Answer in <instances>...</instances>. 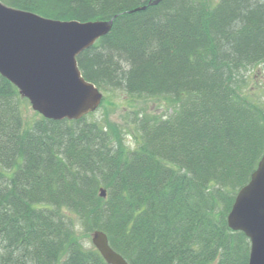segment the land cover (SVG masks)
I'll return each mask as SVG.
<instances>
[{
  "label": "trees",
  "instance_id": "16d2710c",
  "mask_svg": "<svg viewBox=\"0 0 264 264\" xmlns=\"http://www.w3.org/2000/svg\"><path fill=\"white\" fill-rule=\"evenodd\" d=\"M0 1L61 21L117 16L78 56L82 75L168 107L133 111L131 149L95 113L26 118L0 75V264H107L80 235L96 230L129 264H248L228 215L264 154V96L246 94L264 93L249 85L264 78V0Z\"/></svg>",
  "mask_w": 264,
  "mask_h": 264
},
{
  "label": "water",
  "instance_id": "95a60500",
  "mask_svg": "<svg viewBox=\"0 0 264 264\" xmlns=\"http://www.w3.org/2000/svg\"><path fill=\"white\" fill-rule=\"evenodd\" d=\"M162 0L149 2L156 6ZM141 6L130 13L143 11ZM61 21L20 10L0 1V75L12 83L32 109L53 121L81 120L96 112L103 92L87 81L77 58L108 35L114 20ZM100 196L107 197L101 188ZM233 231L251 244L248 264H264V154L228 215ZM92 243L107 264H129L109 244L106 233L92 234Z\"/></svg>",
  "mask_w": 264,
  "mask_h": 264
},
{
  "label": "rangeland",
  "instance_id": "374dc122",
  "mask_svg": "<svg viewBox=\"0 0 264 264\" xmlns=\"http://www.w3.org/2000/svg\"><path fill=\"white\" fill-rule=\"evenodd\" d=\"M213 5L217 3L218 0H208ZM255 72H257L255 70ZM250 81L252 80L253 73L250 75ZM258 76H260L258 78ZM257 78L252 80L249 84L253 87H262L264 85V78L258 74ZM246 94L252 99H259L264 96L261 89H250L246 91ZM106 99L96 112L95 116L97 119L103 120L107 119L112 125L118 127V129L123 134V140L125 141V146L134 149L138 146L137 139L135 138V133L133 132V127L129 123L130 115L134 112L141 110L149 111L153 114H162L168 111L167 103L160 98H133L125 92H109L104 93ZM25 108L26 118L34 119L36 117V112L32 109L31 104ZM84 234L85 232L82 231ZM83 233L80 235L84 236L82 240L86 243L88 247H94L92 243V236H85Z\"/></svg>",
  "mask_w": 264,
  "mask_h": 264
},
{
  "label": "bare ground",
  "instance_id": "6f19581e",
  "mask_svg": "<svg viewBox=\"0 0 264 264\" xmlns=\"http://www.w3.org/2000/svg\"><path fill=\"white\" fill-rule=\"evenodd\" d=\"M93 113H95V112H93ZM93 113H90L89 115H91V114H93ZM89 115H87V116H89ZM42 116V115H41ZM43 117V116H42ZM86 117V116H85ZM49 120V119H48ZM70 121V120H69ZM71 121H75V120H71ZM77 121V120H76Z\"/></svg>",
  "mask_w": 264,
  "mask_h": 264
}]
</instances>
